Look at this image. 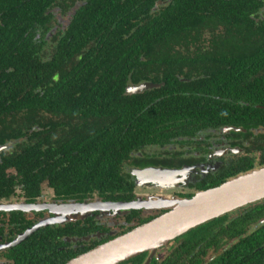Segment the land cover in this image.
Returning <instances> with one entry per match:
<instances>
[{
  "label": "flooded vegetation",
  "instance_id": "1",
  "mask_svg": "<svg viewBox=\"0 0 264 264\" xmlns=\"http://www.w3.org/2000/svg\"><path fill=\"white\" fill-rule=\"evenodd\" d=\"M89 1H67L66 6L55 0L47 7L48 24L34 32V39L42 46L41 59L42 54L43 60L51 59L57 50L49 46H57L65 37L80 10L85 11L87 19L93 18L98 36L107 37L100 31L103 19L94 14L100 12L98 5ZM171 1L154 0L150 10L137 3L133 19L139 21L144 15L151 18ZM108 5L112 12L117 10L116 2ZM249 17L258 19L259 28L264 30V0H260L259 11ZM113 19L117 20V12ZM95 42L100 39L87 41L89 46L79 53L70 50L68 60L77 62L83 55L91 58L87 77L97 78L103 71L112 74L117 70V56L111 57L110 48H89ZM206 49L209 53L218 51L214 47ZM207 62L227 64L214 56ZM172 67L178 81L171 82L172 94L162 98L167 103H155L161 100L157 97L145 106L159 111L161 121L170 127L158 130L157 137L141 143L139 149H132L118 170L109 168L106 175L107 163L101 158L103 154L99 157L103 146L88 150L89 141L102 140L106 130L117 127V119L115 126L111 123L115 113L102 111V100L91 102L85 97L83 113H42L43 123L52 120L54 129L38 123L26 130L6 128L15 112L0 116V264H65L162 219L183 200L264 167L262 100L243 97L247 89L239 90L241 96L235 98L186 96L184 88L199 78L211 79L210 71L203 64L197 68L186 64ZM165 69L169 68L163 63L157 74L153 69L146 71L144 80L127 84L125 92L150 83L155 76L160 80V72ZM246 76L248 84L263 78L264 64H252ZM112 85L117 89V81ZM16 104L11 99L5 109H13ZM34 132H50V140L37 135L32 138ZM112 175L109 184L107 179ZM118 264H264V199Z\"/></svg>",
  "mask_w": 264,
  "mask_h": 264
},
{
  "label": "trees",
  "instance_id": "2",
  "mask_svg": "<svg viewBox=\"0 0 264 264\" xmlns=\"http://www.w3.org/2000/svg\"><path fill=\"white\" fill-rule=\"evenodd\" d=\"M54 1L0 0V116L15 112L6 128L26 130L38 123L54 129L52 120L43 123L42 113L50 115L59 110L83 113L85 97L91 102L102 100V111L115 113L111 123L117 119V127L114 123L115 127L106 130L102 140L89 141L88 150L103 146L99 157L103 154L101 158L107 163L106 175L109 168L118 170L132 149H139L141 143L156 138L158 130L170 127L161 121L159 111L145 106L157 97L162 100L172 94L171 82L178 81L176 71L172 70L174 64L181 67L186 64L188 68L203 64L210 71L211 79L199 78L184 88L186 96L235 98L241 96L239 90L247 89L243 97L264 103V77L248 84L246 76L252 64H264V30L259 28L258 19L249 17L259 11L260 0H172L157 15L151 18L144 15L139 21L133 19L138 11L137 3L150 10L154 0H90L91 4L98 5L100 12L94 14L103 19L100 31L107 37L98 36L93 18L87 19L85 11L80 10L65 37L58 40L57 46H49L57 51L50 60H43L45 55L40 58L42 46L34 39V32L48 24L45 10ZM67 1L73 4V0H61V3L67 6ZM110 2L117 3L116 11L108 9ZM115 12L117 20L113 19ZM99 39L100 42L89 48H110L111 57L117 56V70L112 74L103 71L97 78L87 77L91 73L88 71L91 58L83 55L80 61H70V50L79 53L81 48L89 46L87 41ZM211 47L218 50L217 54L208 52L206 48ZM212 56L226 61V66L206 63ZM163 63L169 69L160 70L163 75L160 80H155V76L150 81L160 85L158 88L136 94L125 92L127 84L144 80L146 71L153 69L155 74L159 73ZM114 81L117 89L112 85ZM11 99L17 101V106L6 110ZM161 100L155 103H167ZM34 135L50 140V132H34L32 138ZM112 182L113 175L107 179V183Z\"/></svg>",
  "mask_w": 264,
  "mask_h": 264
},
{
  "label": "water",
  "instance_id": "3",
  "mask_svg": "<svg viewBox=\"0 0 264 264\" xmlns=\"http://www.w3.org/2000/svg\"><path fill=\"white\" fill-rule=\"evenodd\" d=\"M158 87L157 84L143 83L126 91L136 94ZM261 199H264V167L200 192L191 200H183L162 219L96 246L65 264H118L142 252L159 248L177 235Z\"/></svg>",
  "mask_w": 264,
  "mask_h": 264
}]
</instances>
